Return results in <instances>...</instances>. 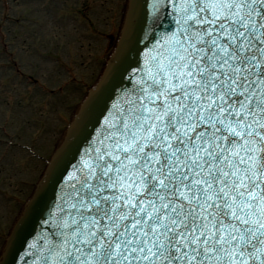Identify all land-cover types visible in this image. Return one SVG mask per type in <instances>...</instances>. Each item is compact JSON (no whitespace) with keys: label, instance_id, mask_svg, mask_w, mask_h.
Wrapping results in <instances>:
<instances>
[{"label":"snow or ice","instance_id":"snow-or-ice-1","mask_svg":"<svg viewBox=\"0 0 264 264\" xmlns=\"http://www.w3.org/2000/svg\"><path fill=\"white\" fill-rule=\"evenodd\" d=\"M124 8L25 264H264V0Z\"/></svg>","mask_w":264,"mask_h":264},{"label":"rangeland","instance_id":"rangeland-1","mask_svg":"<svg viewBox=\"0 0 264 264\" xmlns=\"http://www.w3.org/2000/svg\"><path fill=\"white\" fill-rule=\"evenodd\" d=\"M124 2L0 0V248L98 74Z\"/></svg>","mask_w":264,"mask_h":264},{"label":"water","instance_id":"water-1","mask_svg":"<svg viewBox=\"0 0 264 264\" xmlns=\"http://www.w3.org/2000/svg\"><path fill=\"white\" fill-rule=\"evenodd\" d=\"M125 19L126 10L123 8L121 21L113 47L107 55L96 80L90 86L83 99L77 105L75 111L71 115L68 125L55 144L51 156L46 162L45 168L34 185L33 190L14 218L6 239L4 240L0 249V264H25L23 257L26 253L22 245L30 242L32 236L34 235H36L37 239H39V236L37 235L40 223L39 213L36 210H32V205L38 196H41L42 201L48 200L52 197L53 190L51 187H48L47 190L44 191V186L47 184L48 175L52 171V165L71 142L72 129L75 126L76 121L80 118L84 106L92 96L100 93L108 85L109 73L115 62L116 54L119 51Z\"/></svg>","mask_w":264,"mask_h":264}]
</instances>
